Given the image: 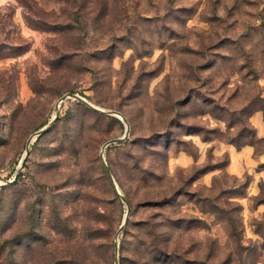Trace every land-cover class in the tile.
Instances as JSON below:
<instances>
[{"label": "rangeland", "instance_id": "rangeland-1", "mask_svg": "<svg viewBox=\"0 0 264 264\" xmlns=\"http://www.w3.org/2000/svg\"><path fill=\"white\" fill-rule=\"evenodd\" d=\"M67 92L128 120L127 139L104 150L131 205L118 239L127 205L100 150L123 135L121 118L63 100L15 177ZM261 107L264 0H0V264H115V241L120 264H162L137 254L152 213L194 218L168 229L188 264H264V182L251 194V176L228 173L221 151L264 148L250 122ZM181 152L196 162L173 165ZM195 164L213 168L210 184L199 177L189 194L149 206ZM171 251L157 257L180 264Z\"/></svg>", "mask_w": 264, "mask_h": 264}, {"label": "trees", "instance_id": "trees-1", "mask_svg": "<svg viewBox=\"0 0 264 264\" xmlns=\"http://www.w3.org/2000/svg\"><path fill=\"white\" fill-rule=\"evenodd\" d=\"M257 110H263L264 107L261 108H255L251 111V114ZM252 129L254 131V134L256 135L255 129L253 125L251 124ZM261 140H264V137L260 138ZM237 147H240V145H237ZM229 160V159H228ZM228 162V161H227ZM226 162V164H227ZM211 167H209L207 164L203 165H193L194 172L190 174L188 177H186L183 181V184H181L179 187L173 189L172 193L170 195L164 194L156 199H149V206L151 207H157V206H163L168 203H170L172 200L178 199L182 195L189 194L188 191H186V186L190 182H194L197 180L201 175L204 173L210 171ZM210 197H206L208 199ZM213 199V197H211ZM238 203L235 204V208L239 206ZM160 216L164 219H160ZM194 218L187 217L186 215H179L175 218L170 217L169 215H164L162 213H152L151 216L148 218V222L146 223V229L143 234V242H141L140 247L137 249V254L143 258V260L146 262L147 260H158L162 264H166L164 260H161L159 257H164L167 254H171L173 250V253H175V257L178 263L180 264H188L189 258H188V247L183 245L181 241H179L176 245H171V234H169L168 229L171 226L176 227L177 229H182L183 227H186L187 229L191 227L193 224ZM230 225H231V236L235 238V241L237 244H239V240L242 238V230L237 229L235 220L233 217H230L229 219ZM257 230L259 232L264 233V217L261 221L257 222ZM233 230V231H232ZM159 256V257H157ZM156 258V259H155ZM141 264H147V263H141Z\"/></svg>", "mask_w": 264, "mask_h": 264}, {"label": "crops", "instance_id": "crops-1", "mask_svg": "<svg viewBox=\"0 0 264 264\" xmlns=\"http://www.w3.org/2000/svg\"><path fill=\"white\" fill-rule=\"evenodd\" d=\"M250 122L255 129L257 137H264L263 110L253 112L250 116ZM221 151H226L229 154V160L225 166L226 171L238 177H243L247 174L250 175L251 179L248 184V189L251 194H256L259 191V182H264V148L258 151L254 143H246L240 147L227 146ZM200 156V160H203L204 156L202 155V151ZM171 157L173 165H191L197 159L195 156L186 152H181ZM215 173L214 171H208L201 175L199 179L205 184H210Z\"/></svg>", "mask_w": 264, "mask_h": 264}, {"label": "water", "instance_id": "water-1", "mask_svg": "<svg viewBox=\"0 0 264 264\" xmlns=\"http://www.w3.org/2000/svg\"><path fill=\"white\" fill-rule=\"evenodd\" d=\"M69 98L75 99V100L83 103L84 105L90 107L91 109H94V110H97V111H101V112H108L110 114H113V115L121 118L125 122V131H124L123 135L122 136H119V137H115V138H112V139L107 140L102 145L101 150H100V158H101V162H102V165H103L105 174L107 175V177H108L109 181L111 182L112 186L115 188V190L118 192V194L120 195V197L122 198V200L127 205V211H126V213H125V215L123 217V220H122V223H121L119 229L116 231V234H115V238L118 239L120 232L125 228V226L128 223L129 216H130V212H131V205H130V202H129L128 198L119 189V185H118V183H117V181L115 179V176H114V174H113V172H112V170H111V168H110V166H109V164H108V162H107V160H106V158L104 156V150H105L106 146H108L110 144H113V143H121V142L125 141L127 139V137L129 136V133H130L129 123H128L127 118L125 117V115L121 111L116 110V109L106 110L103 107H100V106L94 104L92 101L88 100L86 97H84L83 95H81L79 93H75V92H67V93H65L56 102L55 112L52 115V117L50 118V120L48 121V123L45 124L44 126H42L41 128H39L29 138L28 143H27V146H26V149H25V153H24L23 158L21 160V163L17 167L15 177L20 172V170H21V168L23 166V162H24L26 156L28 155V152L30 150V143L37 136L41 135L42 133H44L45 131H47L49 128H51V126H53V124H54V122H55V120L57 118L58 111H59V108L61 106L62 101L63 100H66V99H69ZM13 180L14 179H9L7 182H12ZM114 248H115V254H116L115 264H120V261L118 259L119 244H118L117 241H115Z\"/></svg>", "mask_w": 264, "mask_h": 264}]
</instances>
